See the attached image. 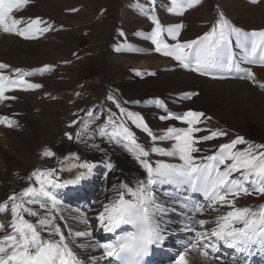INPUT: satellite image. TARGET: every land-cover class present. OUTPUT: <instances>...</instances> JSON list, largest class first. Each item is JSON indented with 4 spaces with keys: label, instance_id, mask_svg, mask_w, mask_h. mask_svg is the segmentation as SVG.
I'll return each instance as SVG.
<instances>
[{
    "label": "snow or ice",
    "instance_id": "1",
    "mask_svg": "<svg viewBox=\"0 0 264 264\" xmlns=\"http://www.w3.org/2000/svg\"><path fill=\"white\" fill-rule=\"evenodd\" d=\"M253 2H256V0H253ZM27 3L28 0H0V26H3L5 32L17 30L16 26L21 21L12 17L11 13L14 9L18 10ZM196 3H199V0H186V4L182 6L177 3V0H173V7L171 10L174 12L178 11L182 14L185 7L190 8ZM39 22L40 21L37 20L34 23L38 24ZM219 23L221 26L219 40L212 39V36L215 34V29H213V33L206 34L204 37L200 38L199 41H190L183 44L178 43L172 46L165 54L174 55L175 59L181 61L185 68H188L194 63V70L200 71L205 75L209 74L212 69L224 66L231 68V53L230 50H227L228 39L225 35V28L228 25V21L223 19L222 13ZM29 27H32V25H29ZM181 27L182 25L170 26L168 28V34L174 37L178 36ZM46 30L47 29H42L41 31ZM232 31L236 30L233 29ZM160 33L161 26L157 20L153 39L159 36ZM18 34L24 35V32L19 31ZM251 36L256 39L251 41L250 51L248 49H245V51L249 57H254L258 49L264 52V31L253 32ZM194 45H197L194 52L187 53L184 51L185 49H191ZM165 47L167 48L168 46L165 45ZM159 50V42L157 41V51ZM189 57H191V59ZM223 61H226V63H222ZM0 67L6 66L0 65ZM252 75L254 76V74ZM6 79L7 78L0 77V99H8V97L4 95L6 91L4 81ZM8 83L15 85L17 81L9 80ZM19 83L26 84L29 88L40 87V85L37 84H27L23 79H21ZM121 111L124 110L121 109ZM203 115V113L189 111L176 118L186 120L190 127L179 130L170 128L164 136H152L154 141L157 139H175L177 143L174 145L173 150L168 151L165 149L153 148L152 151L166 155H176L179 153L184 164H159L155 170L156 179H154L151 165L146 161H141L148 170L146 184L145 182H139L135 188H127V186H125L131 198L126 200L124 194L121 193L117 201L106 206L105 212L101 213L99 217L101 223L105 224L108 231H114L121 225H130L133 228L132 231H122L121 235H119L114 242L100 245V247L105 249L107 256L119 257L123 264H143V257L149 254L151 247L164 239L162 235L164 229L158 217V213L163 211V209L156 203L154 194L150 189V186L156 184L158 180L160 182L175 180L180 183L187 181L194 187L197 181H199L205 194L209 196L213 204L217 201L222 204H234V201L229 200L228 196H237L240 192L248 194L249 189L244 187L245 183H251L253 185V191L264 194V152H260L258 155L253 154V149L251 147L243 152H233L232 149L236 144L244 142L242 137H238L236 140L232 141L231 144L221 145L220 153L217 156H210L207 158L209 161H216L218 164H224L227 159L231 158L234 163L228 165L224 172L221 173L217 167L211 164L200 165L194 163L191 152L198 151V149L192 147V144L196 141L192 138L191 134L194 131H201V129L193 128L191 125L199 123ZM169 118H171V116L161 117V119ZM139 119L142 121V118ZM5 121L6 118H0V122ZM139 126H142L149 135H152L146 125L141 123ZM103 134L102 132L101 135ZM123 134L130 144L135 146V150L142 156H148L149 153L144 151V149L136 143L133 133L124 128ZM218 135H226V133L213 132L210 136H204L201 137V139L208 140ZM259 147L264 148V145ZM44 155L51 156L53 153L45 151ZM137 159H139V156ZM73 166L83 167L88 170L89 174L93 167V165L87 163ZM107 167H111V165H107ZM241 169L244 171L241 173L240 180L230 179L232 172H239ZM52 174L51 171L47 173H33L37 180H40L41 176L44 175L51 177ZM85 175V173H80L75 180L65 181L64 184L78 183ZM249 177H254V179L250 181ZM48 183L55 185V181L53 180H49ZM232 187L237 188V191H232ZM29 195L33 197L29 201L20 203L14 202L11 206L13 220L9 228H11L12 231L0 237V264H80L65 242V237L59 226L52 223L54 217H52L50 213L40 216V213L36 210L25 207V203H36L35 198L37 196H43L48 198L52 203V207L55 208L58 203L56 197L45 189L43 182H41L39 189L35 187L25 189L22 196ZM10 199L13 201L18 199L22 200V197L13 196ZM39 207L45 208L46 204L40 203ZM261 207L264 209V206ZM7 210V204L0 205V212H5ZM198 210L202 211L203 209ZM21 213H27L30 216L40 218L37 223L34 224L24 219ZM256 216L257 213L247 208L237 209L235 212H228L226 216L220 218V221H223V223L217 221L218 227L216 229H212L210 232H197V241L190 243L184 252L178 254L179 258L176 264H188V261L185 259V255L188 251H198L205 258H209V250L215 251L216 244L205 243L200 245V241L206 238L215 237L218 240H224L225 243L228 242L227 238H231L233 241L238 238H243L244 240L251 239L257 231L255 227L257 224L255 220ZM231 217L242 220L243 227L239 229L232 228L230 231H225L227 221ZM249 217H253V219H249ZM206 223L207 221L205 220L199 221L201 226ZM259 223V231L264 235V211L260 213ZM49 226L53 235L58 234V239H45L41 236V231L37 230L40 228L41 230L47 231ZM3 228L4 225L0 224V229ZM75 235L78 237L86 236L88 233L77 232ZM212 258L214 259L215 257Z\"/></svg>",
    "mask_w": 264,
    "mask_h": 264
},
{
    "label": "bare ground",
    "instance_id": "2",
    "mask_svg": "<svg viewBox=\"0 0 264 264\" xmlns=\"http://www.w3.org/2000/svg\"><path fill=\"white\" fill-rule=\"evenodd\" d=\"M205 1L206 0H201L202 3H204ZM213 1L214 0H211V2ZM84 3V0H28L27 6L29 7L30 13L29 19L25 17L26 19L22 22V24L27 21L39 20V28L41 30H47L42 31L44 35L36 39H22L17 34L16 39H8L2 38L0 34V56L5 53L12 54L14 57H17L18 61L23 63L22 65L25 64L26 66L32 65L36 67L43 66L45 64L50 65L51 63H61V56L55 55L53 50H55V47L60 50L67 48L68 41L64 39L62 43L52 41V44H50V40L48 41L47 38L49 36L59 37V35L61 34L60 30L63 29H68L69 31L66 30V32H71L72 29H69L70 27H68L70 24L73 25L74 23L84 20L85 16H87V11ZM75 7H80L79 11L77 10V12H75L78 13V17H72L60 13L62 11H65V9H73ZM138 10L139 9L137 6H133L131 4H129L125 8L124 11L126 13V16L123 17V19H125L126 22L123 23L125 25L121 30L122 33L127 32L126 28H129V24H131L133 21H135V24H139L142 21H147L146 26L150 25L151 22L147 19L145 15H140V12ZM256 11L257 10H255V12ZM257 12L264 13V6L262 8H259ZM179 14L180 13L178 11H172L169 14H167L166 12L163 13L166 19H168L169 16L173 18V21H175ZM206 14L193 15L192 22L205 21ZM208 15L212 16L209 12ZM227 18L226 20L228 21L229 19ZM48 24L51 25L50 28L49 26H47ZM56 28H60V30L56 32V30H58ZM185 28L186 30H184L181 35L176 36V39H181L183 42H187V39H185L184 35L191 34L194 29L189 25ZM230 30L231 28L225 29V35L227 39H230L231 36H234L233 32ZM12 33L13 32H10L11 36ZM116 33L117 30L114 32V34L117 35L115 36V40L118 38V36H121ZM131 35L134 37L137 36V34L135 33ZM217 37H219V35ZM189 40L191 41V38ZM112 54L114 56L113 59L115 61H117L118 63H122L127 67L136 66L144 69H158L161 75L160 79L166 85V87L169 88V90H177L176 88L178 87H182L191 82H196L204 78L200 75L192 73V71L190 70L183 68L177 60H170L158 54L152 53L149 55H137L132 53H123V49L120 51V53L112 52ZM60 71L61 69H56L54 73L56 74ZM130 75L131 76L127 79L134 76L132 74ZM35 79V81H39L40 84L44 83L45 85L50 84L52 81V79H47L45 77H38ZM252 80L254 83H256V81L257 83H259L261 79L254 75V78ZM31 81H34V79L30 80V82ZM124 82L125 85H127L130 84L132 81L127 80ZM221 82L224 85L221 86L223 94L231 96L233 95L234 98H237L239 100V103L248 104L253 111L258 110L264 113V93L262 94L260 93V91H257L260 88H256L257 90L253 89L251 87L252 85H248L247 81L239 82L236 80H221ZM221 82L212 84L219 85L222 84ZM58 86L62 87L64 86V84H58ZM12 87L13 86L5 88L6 91L4 95L8 97V99H0V118H6L5 122H0V133L7 134V136L9 137L7 143L11 148L14 149V153L16 154V156L10 155V153L5 152V150L0 147V201L8 199L11 202L20 203L22 202L21 199L13 201L10 198L28 187L36 188L38 186V184H36V178L33 175L34 169H37V167L45 168V166H40L41 164L55 167L56 160L53 161V159L47 158L43 155L42 150L46 147L45 144H41V142L43 143L45 141L44 127L49 121L47 115H43L44 112L41 111L47 108H53L52 105L55 103L52 101V96L55 94L54 92L50 91V89L47 87L42 88L41 85L40 87L33 88L28 92L23 91L24 89L20 90V88H18L17 90H12L15 89ZM196 102L197 100L195 101L197 107ZM50 103L53 104L51 105ZM192 104H194L193 101L184 102L183 106L181 107V110H191L187 109L186 106ZM172 107L178 108L175 105H172ZM189 107L193 108V106ZM102 108L103 101L100 100L98 103H96L95 107V111L99 112V115H97V123L103 122ZM194 108L193 111H197L199 113L204 112H202L201 109L199 110ZM142 110L144 113L147 114L149 118L148 125L150 127L154 126L159 128V125L166 126L168 125V123L170 124L169 121H166L164 123L159 122L157 120L156 115H153L154 110ZM12 113H17L19 116L18 119L23 118L26 121L32 123L33 126L31 130L29 132H21V127L18 126L17 122H13L9 118ZM214 124L215 123L212 120L206 119V116L203 115L200 118V122L198 123V128H204L205 130L199 131L198 135L211 133L213 129L210 130V125H212L213 128ZM100 126H103V124ZM103 127L106 129L107 126L105 125ZM91 129L92 128L90 127L89 130ZM111 131L114 132L110 134L103 132L104 134L98 137L94 136L93 131H89L87 134L82 133L77 138H75L71 142V144L65 143L63 138H59L55 141L56 151L54 149V152L58 154V157H62L69 152H75V154L78 155L80 162H94L98 158L109 159L111 164H113V161L116 162L114 170L112 171V168H110V170L103 175L102 190L94 199V204L90 209L91 217L93 218L96 224H98V222L100 221L99 217L101 213L105 212V207L117 201L119 195L121 193L126 192L125 186H127V188H135L136 185L139 182H142V180L146 177L148 170L144 167V164L141 163V161L143 160L150 164V160L148 159V157L139 155L138 153L134 154L137 157L139 156V159H136L137 161L130 159L131 157L129 158L124 156V149L130 150L132 147L128 148L119 146L116 142V138L109 140V137L115 135V130L112 129ZM101 133L102 132H100V135ZM195 136L197 137V139L194 143V148L198 149V151H194L195 160H198L199 157L206 158L210 154H213V152L215 151V147H213L212 145L214 143L210 141L206 142L205 140L201 139L202 136ZM168 141H170V146H167L171 150H173L175 143H173V141L171 140ZM168 141L166 143H168ZM107 147L114 148L107 149ZM104 148H106L105 150H110V152L105 155H101L100 151ZM46 151L51 152L49 148H46ZM130 152L134 153V151L132 150H130ZM170 158L174 160H182L180 158L179 153H177L176 155H171ZM71 161L72 158L66 159V162ZM232 163H234V161L229 158L222 165H231ZM83 171L84 170L80 169L77 171V173H82ZM243 171L244 170L241 169V171L239 172L234 171L232 173L240 175ZM44 177L45 175L41 176V178ZM228 199L234 201V204L230 205L221 203L220 205L213 207V214L210 218L214 220V223L218 224L217 221H220V218L226 216L228 212H235L237 209L245 208L250 209L252 212H255L259 211L262 208L261 206H264V194L258 193L256 191L247 195L241 194L237 196H231L228 197ZM66 214L71 221L72 234L74 235L77 243L71 240L69 241L66 237L65 232L61 230L65 237V242L71 247L74 252H76L82 257L88 255H95V253L93 252L90 253L91 247L94 244L92 237H78L75 235L77 232H86L89 234L90 226L83 225L78 220L79 218L76 213ZM21 215H23L27 219H30L31 223H36L37 217L30 216L27 213H21ZM232 218L235 217L229 218L228 221ZM220 222L223 223V221ZM187 261L188 264H229L205 258L198 251L188 252Z\"/></svg>",
    "mask_w": 264,
    "mask_h": 264
},
{
    "label": "rangeland",
    "instance_id": "3",
    "mask_svg": "<svg viewBox=\"0 0 264 264\" xmlns=\"http://www.w3.org/2000/svg\"><path fill=\"white\" fill-rule=\"evenodd\" d=\"M84 1L87 11V16H85L84 20L74 23L73 25L70 24L71 26L69 25L68 27H70L69 29H72L71 32H66L68 29H63L60 30L61 34L59 37L49 36L47 38L48 41L50 40V44H52V41L62 43L64 39L67 40L68 43L67 48L65 49L60 50L55 47V50H53L55 55L61 56V65L57 68L61 69V71L56 73L57 75L53 72L51 75L44 76L47 79H52L51 83L48 85H45L44 83L40 84L38 81L42 88L47 87L55 94L52 96V101L55 104L50 103L51 105L53 104V108H47L41 111L44 112L43 115H47V118H49L48 123L44 127L45 141L43 143L41 142L42 145L45 144L46 148H49L51 151H54L55 149L56 151L55 141L59 138H63L65 143L71 144V142L83 132L78 130L77 134L75 133V137L68 139V132H71L70 130H72V126L74 125L69 126L68 123L73 118L78 119L79 115L77 114L83 112L84 109H86L92 102L104 100L107 112H109V118H112L117 115L118 112H123L121 109L124 111L128 110V99H141L150 95L162 96L165 94L164 96H170L172 93L196 89L199 91V94L191 100L194 104L189 106H193V108L196 107L195 101L197 100V107L194 109H201L202 112L204 111L203 113L206 116V119H209L208 116L212 118L210 120H212L215 124L213 128L212 125H210V130L213 129L211 133L222 131L223 129L225 132H230V136L233 138H238L241 137L240 135H243L242 138L244 142L239 143V146L243 151L251 147L254 151L253 154L258 155L260 152H264V148L259 147L264 145V113L258 110L253 111L248 104L239 103V100L234 98L233 95L223 94L221 86L224 85L221 80L207 79L204 77L199 81L191 82L182 87H178L176 88L177 90H169V88H167L160 79L161 75L158 69H155L157 71V76H148L145 80L136 79L135 76L127 79L131 76L130 69L138 68L136 66H129V68L122 63H118L113 59L114 56L112 51H108L110 54L107 55L104 53V50H106L104 42H107V34H111L113 36L117 27H122L121 30L123 29V26L125 25L123 23L126 22V20L123 19V17L126 16L124 10L129 4L138 7L136 0ZM141 1L145 0H139V3ZM263 6L264 0H259L258 2H253V0H214L213 2H211V0H206L204 3L199 0V3L194 4L192 7H186L183 13L179 14L180 16H177L175 21H169V19L167 20L165 15H163V18L166 22H172L180 25L185 23L184 29L181 33L186 30V26H191L194 29L193 32L191 34L184 35L187 42H190V38L191 41H193L200 34H210L211 32H208L209 30L215 29V31H219L220 33L221 26L218 27L216 25V19L218 18L219 21L221 20V13L223 14V19H226L227 17V19H229L226 28L232 29L234 26H241L248 30H256L258 32L264 31V13L257 12L259 8H262ZM79 9L80 7L65 9V11L60 13L72 17H78V13L75 12H77V10L79 11ZM255 10L257 11L255 12ZM207 11L212 16H209ZM29 14V7L27 4L23 5L18 10H13L11 16L21 21L16 28L20 27L26 18L29 19ZM197 14H206L205 21L192 22L193 15ZM219 21L217 24H219ZM146 23L147 21H142L139 24H135V21H133L129 24V28H126V34L133 37L131 34H137V29L140 31V28L146 27ZM110 29L111 31H109ZM58 31L59 30L56 32ZM0 34L2 38L16 39V33L11 36L10 32H5L3 30V26H0ZM122 37L123 36L121 35L118 42L122 40ZM0 60L10 64L11 68L35 67L32 65H22L23 63L18 61L17 57H14L9 53L2 54L0 56ZM11 68H8V70ZM254 75L261 79L259 83H257V81L256 83L253 82L252 79L254 76H252L250 80L244 81H247L248 85H252L251 87L255 90L260 88L257 91H260V93L263 94L264 89H261V83L264 84V68H256ZM35 78L30 80L34 79L35 81ZM127 80L132 82L125 85L124 81ZM236 81L243 82L240 80ZM218 82H221L222 84H212ZM58 84H64V86L60 87ZM189 106H186V108L191 109L189 111H193V108ZM18 117L17 113H12L9 116L11 121L17 122L18 126L21 127V132H29L33 124L23 118L18 119ZM97 121L96 117V119L91 122L96 123ZM133 125L134 124L132 122V126ZM168 126L169 123L166 126L159 125V128H167ZM65 127L68 130L65 131ZM105 130L106 129L103 126H96L91 130L88 129V132L93 131L94 136L98 137L102 136L100 135V132L108 133ZM113 132L114 131H110L108 134ZM144 135L146 136V134ZM220 136L221 135H218L216 137L219 138ZM8 138L7 134L0 133V147L3 148L5 152L10 153V155L16 156L14 149L7 143ZM166 142H162V145L164 147L170 146V141H168V143ZM210 142L212 141L210 140ZM146 143L147 146H149L147 141ZM46 148L42 150L43 152L41 151L43 154L46 151ZM110 148L114 147H107V149ZM105 149L106 148L100 151L101 155H105L110 152V150ZM124 150V156L129 158L130 150L134 151L132 155L137 153L141 155L139 152H136L133 147L130 150ZM134 156L135 157L133 159H130L137 161V156ZM148 159L150 160L149 157Z\"/></svg>",
    "mask_w": 264,
    "mask_h": 264
}]
</instances>
